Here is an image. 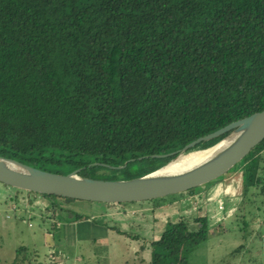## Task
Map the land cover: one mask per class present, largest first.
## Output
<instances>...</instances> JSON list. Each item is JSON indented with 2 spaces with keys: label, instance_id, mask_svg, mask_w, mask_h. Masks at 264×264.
Segmentation results:
<instances>
[{
  "label": "trees",
  "instance_id": "trees-1",
  "mask_svg": "<svg viewBox=\"0 0 264 264\" xmlns=\"http://www.w3.org/2000/svg\"><path fill=\"white\" fill-rule=\"evenodd\" d=\"M263 111L264 0H0L2 158L60 175L52 168L135 179L176 158L154 156ZM251 154L243 211L253 191L264 207V142ZM17 191L31 211L51 212L50 232L61 224L58 210L70 223L89 220L59 204L77 200ZM211 230L207 216L168 224L150 243L152 264H187Z\"/></svg>",
  "mask_w": 264,
  "mask_h": 264
},
{
  "label": "rangeland",
  "instance_id": "rangeland-1",
  "mask_svg": "<svg viewBox=\"0 0 264 264\" xmlns=\"http://www.w3.org/2000/svg\"><path fill=\"white\" fill-rule=\"evenodd\" d=\"M243 163L222 178L193 191L130 203L125 211L122 208L107 210L104 206L91 210L96 204L78 200L68 205L59 202L66 209L88 216L89 220L70 223L58 210L57 215L62 216L59 218L61 224L67 227L64 229L59 225L54 232H50L51 224L44 222L51 212L31 211L26 193H18L17 189L0 183V264H152L150 243L162 235L168 224L181 220L183 216H207L212 228L210 235L214 234L188 254L187 264L264 262L262 197L253 191L245 211L238 204L244 190ZM52 170L61 172V175L71 174L65 166ZM133 175L102 171L93 174V178L112 181L116 177V181H122ZM209 190L219 195L211 196L207 193ZM37 205L52 208V204L43 198L37 201ZM245 219L249 227L245 226ZM195 228V224H191V229ZM242 229H247L248 238L245 239ZM63 231L64 240H60ZM244 244L247 245L246 250L235 260L224 263L234 250Z\"/></svg>",
  "mask_w": 264,
  "mask_h": 264
},
{
  "label": "water",
  "instance_id": "water-1",
  "mask_svg": "<svg viewBox=\"0 0 264 264\" xmlns=\"http://www.w3.org/2000/svg\"><path fill=\"white\" fill-rule=\"evenodd\" d=\"M227 135L203 163L176 174H161L171 163L202 143ZM264 142V111L232 123L223 129L202 137L181 151L154 156H176L161 169L135 179L103 181L81 178L78 171L60 175L32 168L0 157V183L8 187L39 195L57 196L100 204H130L179 195L212 183L227 175ZM208 151V150H205ZM128 163L119 170L124 169Z\"/></svg>",
  "mask_w": 264,
  "mask_h": 264
},
{
  "label": "bare ground",
  "instance_id": "bare-ground-1",
  "mask_svg": "<svg viewBox=\"0 0 264 264\" xmlns=\"http://www.w3.org/2000/svg\"><path fill=\"white\" fill-rule=\"evenodd\" d=\"M212 152L213 150L198 151V152L190 153L188 155H184L180 157L178 160L171 163L163 171L166 172L169 171L168 174H176V173L184 172L209 159Z\"/></svg>",
  "mask_w": 264,
  "mask_h": 264
},
{
  "label": "crops",
  "instance_id": "crops-1",
  "mask_svg": "<svg viewBox=\"0 0 264 264\" xmlns=\"http://www.w3.org/2000/svg\"><path fill=\"white\" fill-rule=\"evenodd\" d=\"M222 190H223V188H221ZM208 194H210L211 196H218L219 195V193L218 192H211V190H209L208 192H207ZM241 201L239 200V202H238V204L240 203ZM94 204H96V205H92V207H91V210H95V208H99V206H101L100 208H102V206H104L107 210L108 209H112V208H109L106 204H100V203H94ZM237 204V203H236ZM60 227H64V229L67 227V225H64V224H60ZM214 228V227H213ZM121 231V230H120ZM122 232V231H121ZM233 232H237V231H233ZM125 232H122V234H124ZM64 235V231L60 234V240H64L63 239V236ZM211 237H214V234H213V236L212 235H210ZM263 262V261H262ZM263 264H264V262H263Z\"/></svg>",
  "mask_w": 264,
  "mask_h": 264
}]
</instances>
